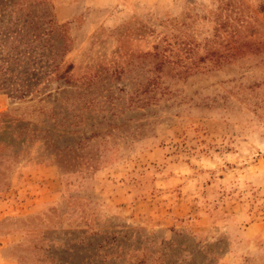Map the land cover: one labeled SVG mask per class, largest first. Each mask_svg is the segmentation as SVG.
Returning <instances> with one entry per match:
<instances>
[{
    "label": "rangeland",
    "instance_id": "374dc122",
    "mask_svg": "<svg viewBox=\"0 0 264 264\" xmlns=\"http://www.w3.org/2000/svg\"><path fill=\"white\" fill-rule=\"evenodd\" d=\"M0 58V264H264V0H0Z\"/></svg>",
    "mask_w": 264,
    "mask_h": 264
},
{
    "label": "trees",
    "instance_id": "16d2710c",
    "mask_svg": "<svg viewBox=\"0 0 264 264\" xmlns=\"http://www.w3.org/2000/svg\"><path fill=\"white\" fill-rule=\"evenodd\" d=\"M232 54H234V52L231 50H228L227 52L226 51H215V50H213L211 53H207L204 56H201L199 59L201 61H207V60L210 61V60L215 58L216 62H220L221 60L224 61V59H226L228 56H231ZM1 59L2 58H0V60ZM0 67H1L0 71L3 70V67L2 66H0ZM188 69H189V67L186 68L185 71H187ZM30 74L31 73H29V72H26L25 74H23L24 77H25V75H29V78L24 81V83H25L24 89L19 94L21 96H27V94L30 93V91H31L30 88L33 87V85L39 81L36 78L37 75H39V71L34 73L33 76H30ZM12 77L16 78V81H19L18 76H16V74H13Z\"/></svg>",
    "mask_w": 264,
    "mask_h": 264
}]
</instances>
